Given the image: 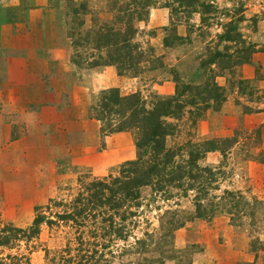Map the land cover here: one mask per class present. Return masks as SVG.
Listing matches in <instances>:
<instances>
[{
    "label": "rangeland",
    "instance_id": "374dc122",
    "mask_svg": "<svg viewBox=\"0 0 264 264\" xmlns=\"http://www.w3.org/2000/svg\"><path fill=\"white\" fill-rule=\"evenodd\" d=\"M128 27L138 49L121 75L94 37ZM210 52L217 65L207 63ZM213 84L223 104L167 119L175 161L201 153L186 196L141 188L123 208L127 220L115 218L121 231L58 221L61 209L48 210L138 158L134 129L111 132L119 117L97 119L104 92L138 94L149 110L179 86ZM38 214L56 225L0 247V261L264 264V0H0V231L27 229Z\"/></svg>",
    "mask_w": 264,
    "mask_h": 264
},
{
    "label": "trees",
    "instance_id": "16d2710c",
    "mask_svg": "<svg viewBox=\"0 0 264 264\" xmlns=\"http://www.w3.org/2000/svg\"><path fill=\"white\" fill-rule=\"evenodd\" d=\"M131 13L128 17H133L136 14L137 19H140L141 13L134 11ZM128 29L131 32L121 33L114 29H108L95 33L94 37L98 43L101 41L103 46L109 49L105 65L115 66L121 75L126 71L127 65L135 64L133 56L135 50L138 49V46L132 43L135 32L131 27ZM164 46H169L166 40ZM208 58V64L217 65L218 58L221 56L218 53L210 52ZM228 60L229 58H227ZM200 69L203 67L200 66ZM223 70L228 69L224 68ZM187 92H195V97L189 101L181 100ZM220 92V87H215V84L211 88H208V85L203 88L179 86L175 90L174 97L157 101L149 110L145 108L138 94L121 97L117 90L104 92L100 102L94 108L98 110L97 119L103 121L104 118L109 119L111 115L119 117V128L114 129L116 127L110 126L111 132L134 129L137 136L138 158L123 167L120 177L109 183L87 184L70 203H55L48 210L52 212L53 206L61 209L55 214L58 221L73 222L79 227H85L89 221L95 231H105L107 228L104 224L108 223L109 230L121 231L116 228L118 224L115 222V218H119L120 221L127 220V216L132 213L128 210L123 211V208L127 204L137 202L140 198L141 188L151 186L153 190L160 192L172 187L183 191V196H186L188 188H185V185L199 179L194 170L199 172L196 162L201 153L191 152L188 155V160L175 161L176 155L167 151L165 147V139L173 131V126L168 123L167 119H181L186 109H191L188 112L192 115L194 109L204 113L211 108L212 103L220 106L225 102V97ZM117 108H119L118 111H116ZM202 113L197 116V119L202 117ZM98 220H101L100 225L97 223ZM44 224L51 228L56 225V221L38 214L33 224L27 229L13 227L2 229L0 231V247L11 248L15 242L22 240L29 242L37 239L41 226ZM22 258L24 257H14L13 261L16 260L17 264H20ZM6 259L11 260L12 257L8 255ZM0 264L8 263L1 260Z\"/></svg>",
    "mask_w": 264,
    "mask_h": 264
},
{
    "label": "crops",
    "instance_id": "0c3cea01",
    "mask_svg": "<svg viewBox=\"0 0 264 264\" xmlns=\"http://www.w3.org/2000/svg\"><path fill=\"white\" fill-rule=\"evenodd\" d=\"M10 64H11V63H10ZM9 68H10V67H9ZM7 85H8V84H7ZM29 127H30L29 125L26 126L27 130H28Z\"/></svg>",
    "mask_w": 264,
    "mask_h": 264
}]
</instances>
